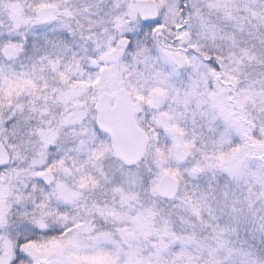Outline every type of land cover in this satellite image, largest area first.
<instances>
[{
	"label": "snow or ice",
	"instance_id": "6c2138e0",
	"mask_svg": "<svg viewBox=\"0 0 264 264\" xmlns=\"http://www.w3.org/2000/svg\"><path fill=\"white\" fill-rule=\"evenodd\" d=\"M0 264H264V0H0Z\"/></svg>",
	"mask_w": 264,
	"mask_h": 264
}]
</instances>
